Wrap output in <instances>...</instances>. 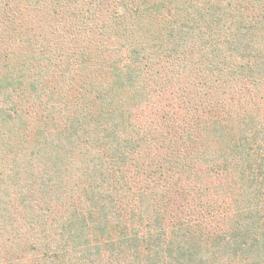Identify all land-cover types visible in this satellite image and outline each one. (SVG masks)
Returning a JSON list of instances; mask_svg holds the SVG:
<instances>
[{
    "label": "trees",
    "instance_id": "obj_1",
    "mask_svg": "<svg viewBox=\"0 0 264 264\" xmlns=\"http://www.w3.org/2000/svg\"><path fill=\"white\" fill-rule=\"evenodd\" d=\"M0 264H264V0H0Z\"/></svg>",
    "mask_w": 264,
    "mask_h": 264
}]
</instances>
